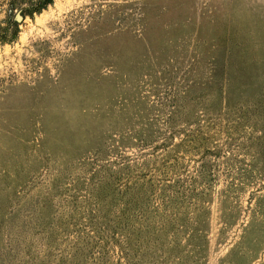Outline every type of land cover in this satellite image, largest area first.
Returning a JSON list of instances; mask_svg holds the SVG:
<instances>
[{"label":"rangeland","instance_id":"obj_1","mask_svg":"<svg viewBox=\"0 0 264 264\" xmlns=\"http://www.w3.org/2000/svg\"><path fill=\"white\" fill-rule=\"evenodd\" d=\"M18 23L0 264H264V0H54Z\"/></svg>","mask_w":264,"mask_h":264},{"label":"trees","instance_id":"obj_2","mask_svg":"<svg viewBox=\"0 0 264 264\" xmlns=\"http://www.w3.org/2000/svg\"><path fill=\"white\" fill-rule=\"evenodd\" d=\"M54 0H8L7 17L4 21L0 22V43L14 42L19 33V21L17 17L24 19L25 17H33L35 14L41 13L53 3ZM16 14V19L13 14Z\"/></svg>","mask_w":264,"mask_h":264},{"label":"water","instance_id":"obj_3","mask_svg":"<svg viewBox=\"0 0 264 264\" xmlns=\"http://www.w3.org/2000/svg\"><path fill=\"white\" fill-rule=\"evenodd\" d=\"M17 20H18V21H21L22 19H21V17L18 16V17H17Z\"/></svg>","mask_w":264,"mask_h":264}]
</instances>
